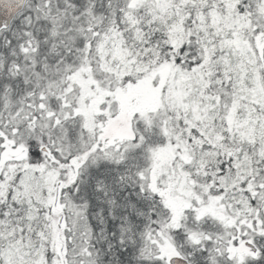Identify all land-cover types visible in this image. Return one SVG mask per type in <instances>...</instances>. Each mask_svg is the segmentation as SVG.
<instances>
[{"label": "snow or ice", "instance_id": "obj_1", "mask_svg": "<svg viewBox=\"0 0 264 264\" xmlns=\"http://www.w3.org/2000/svg\"><path fill=\"white\" fill-rule=\"evenodd\" d=\"M0 264H264V0H0Z\"/></svg>", "mask_w": 264, "mask_h": 264}]
</instances>
